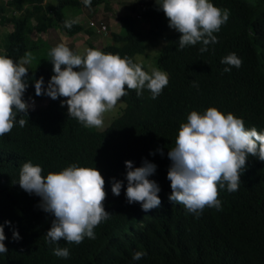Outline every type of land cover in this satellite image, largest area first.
Instances as JSON below:
<instances>
[{"label": "trees", "instance_id": "obj_1", "mask_svg": "<svg viewBox=\"0 0 264 264\" xmlns=\"http://www.w3.org/2000/svg\"><path fill=\"white\" fill-rule=\"evenodd\" d=\"M98 1L117 13L115 25L108 14V20H102L106 13H96L93 4ZM135 1L137 10L120 14L117 3L110 6L108 0H92L90 7L83 0H10L18 14L0 16L1 24H10L0 40V52L14 61L37 42L24 35L28 18L38 31L54 26L64 37L87 32L81 22L69 29L64 21L92 11L98 15V24L105 21L116 28L104 30L116 43L91 45L93 49L127 56L149 73L147 65L153 64L169 78L156 99L147 89L141 96L127 90L115 116L101 128L84 127L68 116L59 98H49L29 108L22 117L28 120L24 127L17 122L10 133L0 136V225L8 249L0 254V264H71L50 254L55 244L49 253L38 243L54 218L42 210L41 197L18 184L20 166L27 161L40 165L45 176L77 164L95 167L104 178L103 206L111 215L94 229L96 238L85 242L88 249L80 243L79 264H264V161L249 156L239 190L229 192L227 185L218 189L222 210L206 207L199 215L169 199L167 178L172 163L168 152L175 146L179 125L187 122L193 110L203 113L215 107L241 118L246 128L264 132V0H210L230 15L220 31L213 33L218 42L209 44L203 53L200 43L179 48L181 34L164 26L160 1ZM160 39L163 43L149 59L146 48L158 46ZM230 53L242 60L241 67L220 62ZM26 67L23 100L28 103L46 96L35 94V81L42 77L47 88L50 75L41 65ZM225 67L231 71L224 72ZM125 161H131L133 168L144 161L156 165L148 178L160 188L159 207L145 212L139 203H128ZM113 179L122 182L119 196L111 191ZM13 231L19 233V240L13 239ZM137 251L146 255L134 260Z\"/></svg>", "mask_w": 264, "mask_h": 264}, {"label": "clouds", "instance_id": "obj_2", "mask_svg": "<svg viewBox=\"0 0 264 264\" xmlns=\"http://www.w3.org/2000/svg\"><path fill=\"white\" fill-rule=\"evenodd\" d=\"M157 1H160L158 6L168 18L169 27L181 34L178 41L180 49L200 43L203 45L200 52H206L209 44L218 42L213 33L220 31L230 15L228 9L218 8L210 0ZM9 2L0 0V16L18 14L19 11ZM83 2L90 7L92 0ZM24 6L30 7V4L25 3ZM77 23L78 19H67L64 26L70 29ZM102 25L93 23L89 27L94 31L95 27ZM50 28L53 29L52 26ZM103 29L94 32L97 34ZM249 34H253L251 29ZM59 43L49 52L55 74L47 88L43 87L42 77L36 80L35 94L47 95L53 100L67 98L63 103L67 104L68 116L86 128L105 126L104 114L115 108L128 94L127 90H135L137 96H141L147 89L151 98L156 99L169 83L165 71L152 68L150 73L146 72L141 64L127 56L93 48L85 49L81 55ZM32 59L30 52H26L18 62L0 52V136L10 133L17 122L21 127L28 123L22 117L27 116L34 101L29 104L30 101L23 100L27 88L24 78L28 72L25 65H29ZM220 62L235 68L242 65V60L235 53L226 55ZM231 67H225L223 71L229 72ZM74 68L79 70L74 71ZM18 116L21 118L17 121ZM249 156L264 161V132L255 127L246 128L241 118L232 113L225 115L215 107H209L203 113L191 111L187 122L179 125L175 146L168 152L172 162L167 172L171 187L169 199L197 215L206 207L222 210L218 189L227 185L229 192L239 190L240 176ZM125 167L128 203H139L145 212L159 207L160 188L148 178L155 173L156 165L144 161L141 167L133 168L131 161H125ZM42 173L40 165L27 161L20 166L18 177L19 186L25 192L41 197L42 210L54 218L46 236L43 239L39 237L38 243L49 253L51 245L55 244L50 253L53 257L79 264L80 243L88 249L85 242L96 238L94 229L111 215L103 206L107 196L105 180L95 167L77 164L62 167L58 172L50 171L46 176ZM121 187L122 182L113 179L111 191L114 195H120ZM5 239L4 227L0 225V254L8 252L3 243ZM13 239H20L17 231H13ZM38 254L47 256L44 252ZM145 255V252L137 251L133 259L139 260Z\"/></svg>", "mask_w": 264, "mask_h": 264}, {"label": "rangeland", "instance_id": "obj_3", "mask_svg": "<svg viewBox=\"0 0 264 264\" xmlns=\"http://www.w3.org/2000/svg\"><path fill=\"white\" fill-rule=\"evenodd\" d=\"M142 1H146V0H142ZM46 2L52 3V2H56V0H47ZM108 2H109V5L112 3H117L116 5L119 7L120 14H122V12L129 13L130 11L137 10L135 0H108ZM93 5L96 8L95 9L96 13H101V12L106 13V15L102 18V20H108V18H107V14H108L109 17L111 18L110 22H113L115 25V21H113V20H114V17L117 15V13L114 12V9H112V7H110L109 9H104L105 4L103 3V1H98V2L94 3ZM112 5H114V4H112ZM92 13H93L92 11L90 13H89V11L88 12L84 11V13L79 14V18H77L79 20V22H81L82 25H84L87 32L85 31V29L79 30L78 33L66 35L64 37H60L59 33L57 31H55L54 26H52L53 29L49 27L48 31L46 33L44 31L39 33V31H37L33 26V19L28 18L29 20L27 21V23L25 25L24 35H26L31 40H37V42L34 43L33 47L24 50L25 53L30 52L32 54V57H33L32 62L29 65H25V66H31V65H35V64L41 65V66L47 68L49 75H50V79H51V77L55 73L53 72V64L51 62V57L49 56V52H50L51 48L55 47L57 44H60L59 42L65 44L71 50L73 49L75 52H78V54H81V55L84 54L85 49L94 48L91 45L96 46L99 43H101V44L116 43L115 41H113L111 39V36L109 37L107 35V33L104 32L105 28L113 29V30L116 29L113 27V25H111V23H107L105 21H100V22H102L101 24L104 23L105 25L103 24L104 25L103 31L99 32L97 34L95 33L96 31L94 30V28H93V30L95 32L90 29V27H89L90 23L89 22L92 21L93 23H97V20H98L97 19L98 15L97 14L93 15ZM163 21H164V26L167 27V30L173 29V28L169 27L168 18L166 16L164 17ZM145 26H146V24L142 28H144ZM9 27H10V24H1L0 23V40L3 38L1 36V34L5 35L6 31L9 30ZM39 40H41V42ZM57 40L59 42H57ZM117 42H119V41H117ZM161 43H162V41L159 42L158 46L146 48L145 51L147 52L149 59H153V56L156 55L157 50L160 47ZM24 54L19 57L17 62L24 56ZM61 67L63 69V66H61ZM152 68H156L155 65H153V64L147 65V69L149 71H151ZM73 70L78 71L79 69L74 68ZM48 98L49 97L46 95L40 99L31 100L29 102V104H32L34 101L33 107H37L40 104L45 103ZM58 98H59V101L61 103H63L67 99L64 97H58ZM120 103L121 102L119 101L112 111L106 112L104 114L103 125L105 123H107L111 118H113V116H115L116 112L118 111V109L120 107ZM63 105L67 109V104L63 103Z\"/></svg>", "mask_w": 264, "mask_h": 264}, {"label": "built area", "instance_id": "obj_4", "mask_svg": "<svg viewBox=\"0 0 264 264\" xmlns=\"http://www.w3.org/2000/svg\"><path fill=\"white\" fill-rule=\"evenodd\" d=\"M89 23H90V25H93L92 21H90ZM103 28H104V26L102 25L101 27H95V30L100 31V29H103Z\"/></svg>", "mask_w": 264, "mask_h": 264}]
</instances>
